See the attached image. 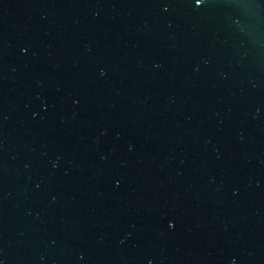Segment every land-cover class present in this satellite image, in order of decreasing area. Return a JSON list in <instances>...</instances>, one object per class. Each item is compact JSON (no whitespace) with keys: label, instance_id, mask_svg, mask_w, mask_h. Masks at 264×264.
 <instances>
[{"label":"water","instance_id":"water-1","mask_svg":"<svg viewBox=\"0 0 264 264\" xmlns=\"http://www.w3.org/2000/svg\"><path fill=\"white\" fill-rule=\"evenodd\" d=\"M0 264H264V0H0Z\"/></svg>","mask_w":264,"mask_h":264}]
</instances>
